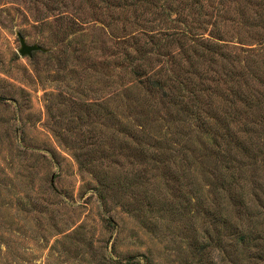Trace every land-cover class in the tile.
<instances>
[{
    "label": "rangeland",
    "instance_id": "rangeland-1",
    "mask_svg": "<svg viewBox=\"0 0 264 264\" xmlns=\"http://www.w3.org/2000/svg\"><path fill=\"white\" fill-rule=\"evenodd\" d=\"M118 1L0 0V264H264V142L235 149L228 175L175 114L148 126L162 161L120 141L118 120L145 122L152 106L119 48L138 25ZM191 4L264 92V0ZM18 32L42 49L20 55Z\"/></svg>",
    "mask_w": 264,
    "mask_h": 264
},
{
    "label": "trees",
    "instance_id": "trees-1",
    "mask_svg": "<svg viewBox=\"0 0 264 264\" xmlns=\"http://www.w3.org/2000/svg\"><path fill=\"white\" fill-rule=\"evenodd\" d=\"M190 1L191 6H196L199 0ZM118 2L132 6L135 19L130 23L140 26L134 29L136 34L124 33L118 44L123 59L135 75L133 85L152 106L144 113L145 122L137 121L140 123L134 126L132 122L118 120L123 146L150 158L153 163L158 158L162 161L157 150L151 149H159L160 141L150 134L148 126L159 118L167 120L165 116L173 120L175 114L203 134L202 149H214L223 172L230 175L235 168L231 158L235 149H262L264 142V92L250 88L248 66L237 67L236 63H230L231 55H236L234 42L225 38L221 33L222 25L216 22L211 23L206 34L207 24L195 15L197 7H189V0ZM144 24L150 25L144 27ZM256 33L249 41H256L258 50L263 48V37ZM245 51L252 54L255 47L247 46ZM221 60H224L223 67L218 71L216 67ZM154 62H159V67L152 68ZM256 77L264 86V76ZM124 93L132 94L131 87L125 88ZM156 97L160 105L156 104ZM138 103L136 96L129 106L131 112ZM152 114L153 119H149ZM181 147L183 149L184 145ZM183 158L186 160L185 155ZM231 184L234 194L239 182ZM237 238L255 242V237L242 229Z\"/></svg>",
    "mask_w": 264,
    "mask_h": 264
},
{
    "label": "water",
    "instance_id": "water-1",
    "mask_svg": "<svg viewBox=\"0 0 264 264\" xmlns=\"http://www.w3.org/2000/svg\"><path fill=\"white\" fill-rule=\"evenodd\" d=\"M17 37L19 40L20 47L18 49V53L22 56H31L33 52H36L38 50H41L42 47L36 43L34 44H28L26 43L24 37L21 35V33H17Z\"/></svg>",
    "mask_w": 264,
    "mask_h": 264
}]
</instances>
